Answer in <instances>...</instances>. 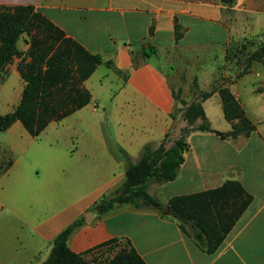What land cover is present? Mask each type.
<instances>
[{"label": "crops", "instance_id": "obj_1", "mask_svg": "<svg viewBox=\"0 0 264 264\" xmlns=\"http://www.w3.org/2000/svg\"><path fill=\"white\" fill-rule=\"evenodd\" d=\"M0 5H33L67 37L113 62L100 64L84 82L91 102L59 120L76 115L88 126L84 111L90 107L112 128H46L37 137L25 128L3 132L11 140L0 147V159L10 155L11 164L0 171V264H42L63 229L122 186L128 165L119 147L136 162L146 145L157 148L167 138L171 146L185 128H191L188 150L177 178L151 182L149 192L166 206L174 196L242 182L253 199L220 248L208 253L176 219L131 204L103 215L96 210L92 221L73 232L69 247L84 253L119 239L130 242L146 264H264V67L256 62L239 75L242 69L227 61L232 42L263 37L264 0H237L232 7L221 0H0ZM17 47L22 55L6 66L0 91L11 77L21 85L0 93L2 114L16 108L25 87L19 64L30 60L27 34ZM220 87L230 89L255 124L249 135L217 133L231 132L239 121L226 118ZM210 91L202 106L211 131L199 129L201 118L189 126L183 111H176L175 93L186 108Z\"/></svg>", "mask_w": 264, "mask_h": 264}, {"label": "trees", "instance_id": "obj_2", "mask_svg": "<svg viewBox=\"0 0 264 264\" xmlns=\"http://www.w3.org/2000/svg\"><path fill=\"white\" fill-rule=\"evenodd\" d=\"M221 1L223 5L232 7L237 0ZM23 34L29 36L30 43L26 53L30 60L24 58L19 64L25 87L16 108L5 114L0 113V133L20 122L30 135L37 137L52 121L62 120L87 106L92 94L84 82L100 64L106 63L112 67L113 62L105 61L100 54L90 52L76 40L67 37L63 30L33 5H0V81L5 75L6 66L14 57L22 55L17 42ZM249 43L254 44L253 40L232 43L228 48L227 61L233 62L237 52H244ZM145 53L147 56L151 54ZM263 60L264 41L259 49L249 55L239 75L247 73L255 61ZM235 63L241 64L240 58H236ZM213 91L203 92L200 100L193 101L186 108L176 109L177 112L183 111L189 126L201 118L204 122L199 129L211 131L202 101ZM219 91L226 118L239 121L233 124L231 132L217 133L221 136L249 135L256 126L247 117L239 100L227 87H220ZM175 99L186 104L179 92L175 93ZM173 118H176L175 114ZM190 129L185 128L181 137L171 146H167V138L157 148L146 145L136 162L131 160L126 150L119 147L128 165L125 180L116 191L104 195L94 205V209L103 215L119 206L131 204L135 207L152 206L162 212L165 204L149 192V185L151 182L164 183L177 178L184 153L188 150L185 139ZM252 199L242 182L228 180L214 189L172 197L168 202L170 212L167 215L176 219L183 231L189 233L202 249L214 253ZM84 223L85 218L82 216L63 229L52 241L51 253L42 264H93L86 257L89 253L119 240L113 239L84 253H76L69 247V238ZM127 244L106 264H146L131 243L127 241Z\"/></svg>", "mask_w": 264, "mask_h": 264}, {"label": "rangeland", "instance_id": "obj_3", "mask_svg": "<svg viewBox=\"0 0 264 264\" xmlns=\"http://www.w3.org/2000/svg\"><path fill=\"white\" fill-rule=\"evenodd\" d=\"M246 40H251V41L253 40L254 44L252 45L251 43H249V46H247V48L244 50V52H242V53L237 52L236 57L232 60L233 62H229L233 66L236 65L237 67H239V69H242V70L245 67V64L248 62L249 55L252 54V52H254L255 50L260 48V45L264 41V36L263 37L246 38L243 42H245ZM237 42L242 43V41H237ZM232 43H234V42H232ZM236 58H240L241 64L235 63ZM256 62H260L262 64V66L264 67V60L263 61H255L254 63H256ZM165 69L171 75V80L173 81V83H177V77L174 74V72L172 71V69L168 68L167 66H165ZM20 85L21 84L17 78H13V77L9 78L8 81L6 82V84L4 85V88L1 89V91H0L1 96L2 95L6 96L7 92H9V90H15V89L18 90L20 88ZM0 88H2L1 83H0ZM84 112H85V117L87 118V125L88 126H85L84 124L79 122L76 115H73V116H70L66 121L51 122L47 126V128H66V129H70V128H112L111 122L104 121V116L101 115V111H100L99 115H96L93 112V110L90 107H88ZM18 124L19 125H16V126L12 125L13 127L11 126L10 128H24V126L21 123H18ZM45 138H46V135H43V137H41V139H39V140H45ZM10 140H11V137L9 136V133H3V132L0 133V147L6 146V143H8V141H10ZM176 140L177 139L173 140V143L171 145H173L176 142ZM168 141L169 140H167V144L168 143L170 144V141L169 142ZM9 156L10 155H7V156H4L0 159V171L9 165V163H10L9 162V160H10ZM126 246H128L127 241L118 240V241L111 243L110 245L100 247L98 249L93 250L86 257L88 260L92 261L93 264H106L110 259H112L120 251L121 248L126 247Z\"/></svg>", "mask_w": 264, "mask_h": 264}, {"label": "water", "instance_id": "obj_4", "mask_svg": "<svg viewBox=\"0 0 264 264\" xmlns=\"http://www.w3.org/2000/svg\"><path fill=\"white\" fill-rule=\"evenodd\" d=\"M177 106L179 107V108H181V107H183L184 106V104L181 102V101H179L178 102V104H177ZM163 214H168L169 212H170V207H169V205H166L164 208H163ZM97 211L96 210H92V211H90V212H88L87 214H86V216H85V219H86V221L87 222H90V221H92V219L97 215Z\"/></svg>", "mask_w": 264, "mask_h": 264}]
</instances>
